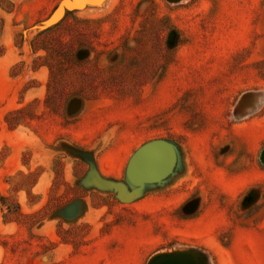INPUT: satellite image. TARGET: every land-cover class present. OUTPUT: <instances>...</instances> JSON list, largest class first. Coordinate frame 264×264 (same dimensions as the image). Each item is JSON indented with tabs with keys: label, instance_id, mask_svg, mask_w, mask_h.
Returning <instances> with one entry per match:
<instances>
[{
	"label": "rangeland",
	"instance_id": "1",
	"mask_svg": "<svg viewBox=\"0 0 264 264\" xmlns=\"http://www.w3.org/2000/svg\"><path fill=\"white\" fill-rule=\"evenodd\" d=\"M68 2L0 0V264H264V100L232 115L264 93V0ZM156 139L177 162L132 201L86 183L132 190Z\"/></svg>",
	"mask_w": 264,
	"mask_h": 264
},
{
	"label": "water",
	"instance_id": "2",
	"mask_svg": "<svg viewBox=\"0 0 264 264\" xmlns=\"http://www.w3.org/2000/svg\"><path fill=\"white\" fill-rule=\"evenodd\" d=\"M99 2L100 0H69V6H80L84 2ZM172 2L176 0H170ZM264 100L263 92L248 91L241 95L234 106L232 115L241 118L244 107L249 106L257 97ZM263 102V101H262ZM264 165V148L259 155ZM177 162L176 146L164 139H156L143 144L138 148L129 160L127 166V179L132 190L128 191L122 182H115L91 174L85 179L88 184H95L102 188L117 192L122 201H132L136 198L146 183L161 182L172 171ZM210 264L208 255L195 248H180L176 250L158 252L150 257L147 264Z\"/></svg>",
	"mask_w": 264,
	"mask_h": 264
},
{
	"label": "trees",
	"instance_id": "3",
	"mask_svg": "<svg viewBox=\"0 0 264 264\" xmlns=\"http://www.w3.org/2000/svg\"><path fill=\"white\" fill-rule=\"evenodd\" d=\"M70 13L71 12L68 11L67 12V15H69ZM60 24H61V22H58V23H56V24H54V25H52V26H50V27L42 30L41 32L38 33V36L39 35H42L44 33H48L50 31H52L54 28H56ZM4 206L9 207L11 213L15 215V217L11 216L9 218L5 216V219H7V220H5L6 222L15 220L16 217H17V215L20 214V207H19L18 203L12 197L5 196V195H3V194L0 193V210H2V208Z\"/></svg>",
	"mask_w": 264,
	"mask_h": 264
},
{
	"label": "bare ground",
	"instance_id": "4",
	"mask_svg": "<svg viewBox=\"0 0 264 264\" xmlns=\"http://www.w3.org/2000/svg\"><path fill=\"white\" fill-rule=\"evenodd\" d=\"M103 2H104V1H103ZM103 2H102V3H103ZM102 3H100V4H102ZM92 5H96V4H92Z\"/></svg>",
	"mask_w": 264,
	"mask_h": 264
}]
</instances>
